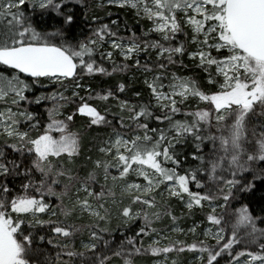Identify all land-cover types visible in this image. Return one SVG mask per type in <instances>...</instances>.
<instances>
[{
	"label": "snow or ice",
	"instance_id": "6c2138e0",
	"mask_svg": "<svg viewBox=\"0 0 264 264\" xmlns=\"http://www.w3.org/2000/svg\"><path fill=\"white\" fill-rule=\"evenodd\" d=\"M65 3L0 0V264H36L31 229L38 226L49 227L40 243L56 250L43 264H111L114 257L134 264L142 254L163 257L160 264H167L169 253L185 250L198 253L200 264H220L222 256L231 258L228 264H264V227L258 226L264 217L254 216L247 205L233 207L240 192L251 191L256 180L264 182V0H109L134 10L150 27L125 39L102 24L75 44L61 29L38 31L27 8L33 14L37 8L51 10L71 25L74 16L62 11ZM106 41L124 60L117 65L113 51L100 52L112 72L131 66L151 74L144 80L148 102L120 101L115 124L107 109L87 102L115 98L112 91L87 98L78 91L85 75L111 74L96 59ZM189 44L195 50L189 51ZM141 53L149 56L143 63ZM185 54L207 74V87L171 71L183 66ZM45 82L64 91L30 99L28 93ZM66 82L73 85L71 96L64 94ZM117 87L125 91L123 83ZM77 99L76 112L58 119ZM44 100L54 102L46 126L24 107ZM77 113L88 118L89 127L112 129L98 148L100 157H88L92 167L84 175L73 166L81 153V135L71 130ZM153 121L156 126L150 127ZM177 145L194 151L185 155ZM189 155L195 166L184 168ZM165 193L190 212L208 209L204 239L162 244L169 237L154 225L166 216L173 223L178 219ZM113 207L124 225L142 221L119 247L105 238L112 236ZM84 217L88 224L73 222ZM197 227L188 231L195 234ZM145 236L155 238L145 245Z\"/></svg>",
	"mask_w": 264,
	"mask_h": 264
},
{
	"label": "trees",
	"instance_id": "16d2710c",
	"mask_svg": "<svg viewBox=\"0 0 264 264\" xmlns=\"http://www.w3.org/2000/svg\"><path fill=\"white\" fill-rule=\"evenodd\" d=\"M105 2L106 0H81V2H77V0H66L65 7L62 11L67 12L70 10L73 14L74 20L71 25H65L63 22L64 17L57 15L51 10L41 11L37 8L33 14L31 7L27 6V8L29 14H31L34 26L38 31L55 32L57 29H61L64 33V39L72 44L76 43L77 38L82 35L87 34L84 38L88 37V35L91 36L93 30L102 24H108L113 31L117 32L118 36L127 38L130 37L132 33H135L137 37H140L142 33L150 27V22L135 16L130 10L112 6L106 4ZM113 21H116V24H113ZM56 42H59V40ZM192 47L193 45L189 44L188 50L191 51ZM151 58L152 60L155 59L154 53L152 54ZM96 59L97 62L101 63L103 67H105L111 74H96L92 76L85 75L83 77L82 83H80L83 85V87L78 89V91L80 95L84 96L85 98H87L89 95L93 97H96L97 94L106 95L108 91H112L115 98L109 97L107 101L93 98L88 99L87 102L97 107V109L102 112L107 109L109 112L108 119L113 121L115 124L116 120L113 118V114H118L119 109L117 105L120 101L127 100L130 104L146 103L150 99V91L147 88V85L143 82V78H141V72L136 68L130 66L126 71L112 72L111 62L106 61L105 59L101 60L98 54ZM140 59L143 63L149 59V56L144 54ZM115 63L120 65L124 63V60L122 57H117V59H115ZM127 63L131 65L133 62L128 61ZM181 70L185 71L184 74L189 73L193 78L207 87L206 83L204 84L207 74L198 68L196 64L188 58L187 54H185L183 57V66H181L179 63L175 66H171V71L176 72L177 74H179ZM147 78L150 79L151 74L150 77L147 76ZM121 83L125 85V91L123 93L119 92L117 87ZM66 85L69 84L66 83ZM58 88L59 87L55 84L47 87H43L38 84L30 93H28V95L29 98L32 99L34 97L40 96L42 93L46 95L50 94ZM88 89H91V93H89ZM137 92L140 93L139 96L136 95ZM65 96L68 95L65 94ZM53 103L54 102L51 100H44L40 104H24V107H27L30 112L36 115L42 126H46V124L49 122L48 110L53 107ZM78 103H80L78 99L75 102L67 103L65 107L61 109V111H64L66 116L76 112ZM191 106L192 108H195L193 103H191ZM201 106L203 107V105ZM65 115L64 117H66ZM64 117L60 116L59 118ZM154 126H156V122L153 121L150 123V127ZM162 126L163 125H161V127ZM71 130L74 132L78 131L81 135V153L75 158V164L73 166L81 175H84L92 167V162L88 159V157H91L92 160L100 157L98 148L111 134L112 129L108 126L89 127L88 118L82 117L77 113L73 119V122L71 123ZM177 150L181 151L185 155H188L194 151L191 145H186L183 147L177 145ZM205 151H207V148H205ZM25 163H27V161H25ZM195 163L196 162L192 161L189 155V160L184 165H182V167H194ZM35 178L37 180L39 179L38 173L36 174ZM20 183V179H16L15 188L17 191L19 190ZM57 190L59 191L60 189L58 188ZM37 195L39 194L37 193ZM165 198L167 199V203L170 205L172 214L178 219L175 223H173L171 219L166 216L161 221L157 222L154 226L158 229H161L162 232H167V230L170 229V226L173 224H176V226H179L183 229H188L201 222L202 224L200 227H198V230H201L203 226L208 225L205 219V214L208 211L207 208L203 210L193 208L190 212L186 207L178 203L177 198H167V196H165ZM48 199L55 208L58 204V201L54 197ZM241 205H247L254 216L264 217V211H262L264 210V182L261 180H256L255 187H253L251 191L240 192L236 201L233 202V207L238 208ZM57 211L59 210L57 209ZM229 213H231V208L229 209ZM117 216L118 213L116 208L113 207V218L110 225L112 236H105L106 239L111 240L114 247H119L120 242L123 241L125 237H133L139 230V227L142 225V221H134L129 225H124L118 220ZM53 219H56V217H53ZM73 222L77 224H88L90 221L87 217H84L82 219H75ZM258 226L264 227V224L258 223ZM31 231L36 238L35 245L38 248L34 259L36 264H43L46 256L54 257L56 251L52 246L47 245L46 243L41 244L38 239L39 236H49V227L38 226L34 229H31ZM168 237L169 239L164 240L162 244L167 245L173 241H183L185 245H188L194 241L199 242V240H202L200 237L193 239L190 236L173 235L172 233L169 234ZM152 238L153 237L145 236L143 238L145 245L150 243ZM209 243L214 245L215 241L210 240ZM235 250L239 251L243 249L240 246H236ZM190 257H195L197 260L198 253L189 250H185L184 252L169 253L168 262L171 264V262L175 260L176 264H185L188 262ZM159 258L163 257H153L150 254H142L134 257V264H154V261ZM218 259L220 264H228V260L231 258L222 256ZM111 264H123V262L120 258L114 257ZM192 264H200V261L198 260Z\"/></svg>",
	"mask_w": 264,
	"mask_h": 264
},
{
	"label": "rangeland",
	"instance_id": "374dc122",
	"mask_svg": "<svg viewBox=\"0 0 264 264\" xmlns=\"http://www.w3.org/2000/svg\"><path fill=\"white\" fill-rule=\"evenodd\" d=\"M106 4H109V5H112V6H117V5H115V4H111V3H109V0H106V2H105ZM118 7V6H117ZM126 9H128V10H130L135 16H136V14H135V11L134 10H132V9H130V8H128V7H125ZM87 34H85V35H82V36H80V37H78L77 38V41H82V40H86L90 35H88V37H86V38H84L85 36H86ZM125 39H127V37H124ZM75 44V43H74ZM193 50H195V45H193V47H192V50L191 51H193ZM107 51H113L112 49H111V47H110V41H107V42H105L104 44H103V46L100 48V49H98V55H99V53L100 52H107ZM142 55H144V53H141V56H140V58L142 57ZM117 57H122V56H120L116 51H113V60L115 61V59H117ZM123 58V57H122ZM105 60L106 61H108L106 58H105ZM110 62V61H109ZM140 71V70H139ZM141 72V71H140ZM184 72L185 71H183V70H181L180 72H179V75H185V76H190V77H192L189 73V75L188 74H184ZM193 73V72H192ZM147 76H149L150 77V74L148 75V74H143L142 72H141V78H143V82H144V80L147 78ZM148 79V78H147ZM82 81H83V78L79 81L80 83H82ZM205 81V82H204ZM203 82H204V84L206 83V81H207V77L205 78V80H204ZM46 83V86H43V87H47V86H50V85H52V84H48L47 82H45ZM67 83V82H66ZM59 88V91H64V88H62V87H60L59 85H57ZM67 86V91L66 92H64V94H66V95H68V96H70L71 94H72V91H73V85L72 84H69V85H66ZM57 89V90H58ZM57 90H55V91H53V92H56ZM190 103H193L194 104V106H196V102L195 101H190ZM62 113H63V117H64V115L66 114L64 111H61ZM66 116V115H65ZM58 119H63V118H59V117H57ZM115 174V173H114ZM129 179L131 180V179H135L134 177H129ZM137 182H143L142 181V179L141 180H139V181H137ZM117 191H118V189H117ZM165 196H167V194L165 193ZM178 203L180 204V205H182V206H184L185 207V205H184V203L182 202V201H180V200H178ZM42 218H47V216H43ZM201 222L200 223H197L196 225H199V227L201 226ZM195 225V226H196ZM208 225H205V226H203L202 227V229L201 230H198V227L196 228V233L195 234H192L191 232H189L188 230L189 229H191V228H193V227H190V228H188V229H183V228H181V227H179V226H176V224H173L172 226H170V229H168L167 230V232H161V235H166V236H168L169 234H173V235H183V236H190V237H192L193 239L194 238H201V239H204V237H203V235H202V232H203V230L207 227ZM176 227H179V228H181V229H183V231L182 232H175V231H173V229L174 228H176ZM153 238H155V237H153ZM166 240V239H165ZM162 242H164V240L162 241ZM163 260V258H159V259H157V260H155L154 261V264H160V262ZM198 261V259L196 260L195 259V257H190L189 258V260H188V262L187 263H185V264H192V263H195V262H197ZM167 264H169V262L167 261Z\"/></svg>",
	"mask_w": 264,
	"mask_h": 264
}]
</instances>
